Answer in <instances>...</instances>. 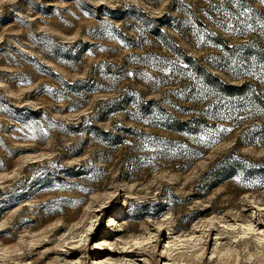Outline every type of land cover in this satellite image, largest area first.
I'll list each match as a JSON object with an SVG mask.
<instances>
[{
    "label": "rangeland",
    "instance_id": "374dc122",
    "mask_svg": "<svg viewBox=\"0 0 264 264\" xmlns=\"http://www.w3.org/2000/svg\"><path fill=\"white\" fill-rule=\"evenodd\" d=\"M262 25L260 0H0V264H264Z\"/></svg>",
    "mask_w": 264,
    "mask_h": 264
},
{
    "label": "trees",
    "instance_id": "16d2710c",
    "mask_svg": "<svg viewBox=\"0 0 264 264\" xmlns=\"http://www.w3.org/2000/svg\"><path fill=\"white\" fill-rule=\"evenodd\" d=\"M256 54H259L260 57H261V56H264V52H262V51H260V50H257V51H256ZM209 77H210V79H211L213 82L219 84V85H220L221 87H223L227 92L232 93V94L235 93V92H238V93L248 92V89H250V86H251V84H250L249 82L244 83V84L241 85V86H234V85H226V86H225V84H224V86H223V83H222L217 77L210 76V75H209ZM254 96L259 100L261 106H263V105H264V101L261 100V99H259L256 95H254ZM258 100H257V101H258ZM172 124H173L174 126H179V125H180V121L175 120L174 123H172Z\"/></svg>",
    "mask_w": 264,
    "mask_h": 264
},
{
    "label": "snow or ice",
    "instance_id": "6c2138e0",
    "mask_svg": "<svg viewBox=\"0 0 264 264\" xmlns=\"http://www.w3.org/2000/svg\"><path fill=\"white\" fill-rule=\"evenodd\" d=\"M261 3H264V0H260ZM232 4H235L237 6H239L241 4V0H231ZM245 11H247V9H245ZM243 14V13H242ZM231 14H229L230 16ZM248 28H251L252 26L249 24L247 25ZM262 27H264V25H262Z\"/></svg>",
    "mask_w": 264,
    "mask_h": 264
},
{
    "label": "bare ground",
    "instance_id": "6f19581e",
    "mask_svg": "<svg viewBox=\"0 0 264 264\" xmlns=\"http://www.w3.org/2000/svg\"><path fill=\"white\" fill-rule=\"evenodd\" d=\"M112 221H114V224H118V223L116 222V220H112Z\"/></svg>",
    "mask_w": 264,
    "mask_h": 264
}]
</instances>
